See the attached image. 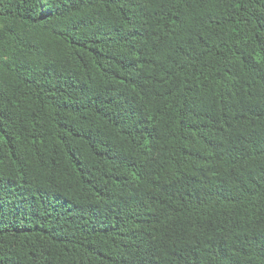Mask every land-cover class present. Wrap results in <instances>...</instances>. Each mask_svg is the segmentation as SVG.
Here are the masks:
<instances>
[{
    "label": "trees",
    "instance_id": "obj_1",
    "mask_svg": "<svg viewBox=\"0 0 264 264\" xmlns=\"http://www.w3.org/2000/svg\"><path fill=\"white\" fill-rule=\"evenodd\" d=\"M0 264H264V0H0Z\"/></svg>",
    "mask_w": 264,
    "mask_h": 264
}]
</instances>
